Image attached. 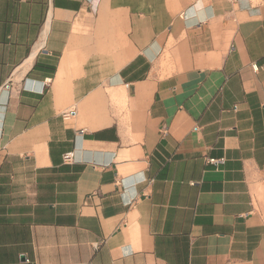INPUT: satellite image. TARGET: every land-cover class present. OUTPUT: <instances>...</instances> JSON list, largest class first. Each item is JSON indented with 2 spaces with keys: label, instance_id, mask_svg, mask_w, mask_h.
<instances>
[{
  "label": "crops",
  "instance_id": "0c3cea01",
  "mask_svg": "<svg viewBox=\"0 0 264 264\" xmlns=\"http://www.w3.org/2000/svg\"><path fill=\"white\" fill-rule=\"evenodd\" d=\"M0 264H264V0H0Z\"/></svg>",
  "mask_w": 264,
  "mask_h": 264
},
{
  "label": "built area",
  "instance_id": "2783aa9c",
  "mask_svg": "<svg viewBox=\"0 0 264 264\" xmlns=\"http://www.w3.org/2000/svg\"><path fill=\"white\" fill-rule=\"evenodd\" d=\"M229 2H231L232 4H237L239 0H228ZM65 161H71L73 159L72 154L68 153L65 154L64 156Z\"/></svg>",
  "mask_w": 264,
  "mask_h": 264
}]
</instances>
